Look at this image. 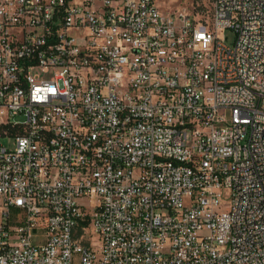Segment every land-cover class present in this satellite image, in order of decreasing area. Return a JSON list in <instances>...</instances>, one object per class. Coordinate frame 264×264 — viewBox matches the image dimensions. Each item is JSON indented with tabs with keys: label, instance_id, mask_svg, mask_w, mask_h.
<instances>
[{
	"label": "built area",
	"instance_id": "obj_1",
	"mask_svg": "<svg viewBox=\"0 0 264 264\" xmlns=\"http://www.w3.org/2000/svg\"><path fill=\"white\" fill-rule=\"evenodd\" d=\"M158 1L0 0V264H264V0Z\"/></svg>",
	"mask_w": 264,
	"mask_h": 264
},
{
	"label": "rangeland",
	"instance_id": "obj_2",
	"mask_svg": "<svg viewBox=\"0 0 264 264\" xmlns=\"http://www.w3.org/2000/svg\"><path fill=\"white\" fill-rule=\"evenodd\" d=\"M214 0H159L160 10L165 14L182 13L195 17L196 19H207L211 16ZM234 30H225L221 33L228 45H232L235 41ZM18 121H22V117H17ZM0 144L4 147L11 148L12 143L6 139H0ZM86 199L80 200V204L88 207Z\"/></svg>",
	"mask_w": 264,
	"mask_h": 264
}]
</instances>
